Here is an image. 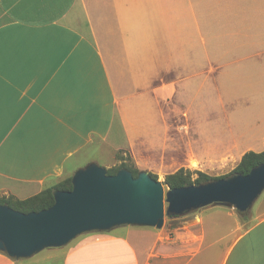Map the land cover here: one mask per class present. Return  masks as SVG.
Returning a JSON list of instances; mask_svg holds the SVG:
<instances>
[{"label": "crops", "instance_id": "0c3cea01", "mask_svg": "<svg viewBox=\"0 0 264 264\" xmlns=\"http://www.w3.org/2000/svg\"><path fill=\"white\" fill-rule=\"evenodd\" d=\"M219 81L243 104L232 148L263 152L264 0H0V197H33L100 151L168 147L171 129L191 131V92L222 98ZM204 208L173 227L84 233L53 260L264 264V215ZM34 257L0 264L47 261Z\"/></svg>", "mask_w": 264, "mask_h": 264}, {"label": "water", "instance_id": "95a60500", "mask_svg": "<svg viewBox=\"0 0 264 264\" xmlns=\"http://www.w3.org/2000/svg\"><path fill=\"white\" fill-rule=\"evenodd\" d=\"M71 184L69 191L55 190L53 205L38 212L0 205V253L27 259L48 248L64 247L88 232L119 226L160 229L165 215L179 217L211 205L231 206L247 214L264 191V162L247 175L233 174L167 192L146 171L136 177L127 169L109 175L95 163L77 169Z\"/></svg>", "mask_w": 264, "mask_h": 264}, {"label": "rangeland", "instance_id": "374dc122", "mask_svg": "<svg viewBox=\"0 0 264 264\" xmlns=\"http://www.w3.org/2000/svg\"><path fill=\"white\" fill-rule=\"evenodd\" d=\"M224 78H226L225 75ZM238 83H240V80H238ZM222 84L224 82L219 81L216 85V93H218V96L222 95V98L213 97L214 92L209 84L201 88L197 87L195 91L191 92L194 97L192 98L191 107L184 108L188 115L186 120L181 119L179 116V122L184 124L185 121L187 128H190L191 131L172 133L173 130L171 129L169 136L171 139L168 147L142 150L138 152L136 157L131 156L124 149L116 153L109 150L100 151L98 159L100 162L97 165L105 168L107 173L110 174H116L121 169H127L135 175H138L141 171H146L155 180L161 182L165 192L169 189L165 184L166 178L178 172L189 175L192 181L198 178L199 173L210 178H224L233 175V171L240 163L242 155L239 152L236 153L232 146L233 144H242L245 140L244 127L240 117L243 104L236 99L234 94L232 96L228 95L232 93V90H226L228 88L226 85L222 86ZM236 94L241 95L240 89ZM210 95H212L211 100ZM187 96L188 93L185 95L181 91V103H187ZM233 110H237L238 116L232 113ZM159 134L161 135V132L155 133V136L159 137ZM137 161H141L143 164H139ZM2 197L6 196L0 198ZM263 197L264 192L246 214L245 222L256 221L264 215ZM165 208H167V204H165ZM207 208H220L239 214L234 208L226 205H211ZM198 212L200 210L176 218H169L165 215L162 227L176 226L179 222L189 219ZM238 216L241 219V215ZM57 250L59 248L45 249L35 255L34 258L38 260L41 258L46 259L47 261L42 264H58L59 260H53V254Z\"/></svg>", "mask_w": 264, "mask_h": 264}, {"label": "trees", "instance_id": "16d2710c", "mask_svg": "<svg viewBox=\"0 0 264 264\" xmlns=\"http://www.w3.org/2000/svg\"><path fill=\"white\" fill-rule=\"evenodd\" d=\"M263 162H264V151L259 154L253 152L246 153L242 156V159L238 164V166L233 171V174L247 175L252 168L258 166ZM108 174L114 175L110 173ZM133 176L136 177L137 175L133 173ZM217 179L220 178H210L205 174L199 173L198 178L192 181L189 175L185 174L184 172H178L174 175L168 176L166 178L165 184L169 187V189H175L189 185H199ZM71 189H72L71 178H67L59 182L55 186L48 188L42 191L41 193L25 200H18L11 196L2 197L0 198V205L6 204L11 208H13L14 210L23 213L38 212L43 209H47L53 205L54 203L53 192L55 190L69 191ZM240 215L242 218L245 219V214H240ZM168 217L176 218L173 216H168Z\"/></svg>", "mask_w": 264, "mask_h": 264}]
</instances>
